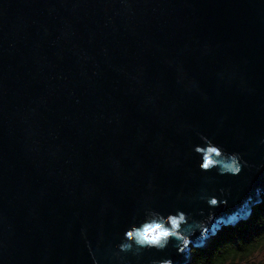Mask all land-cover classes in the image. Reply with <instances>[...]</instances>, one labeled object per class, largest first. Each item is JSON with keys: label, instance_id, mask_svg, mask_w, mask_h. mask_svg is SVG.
Listing matches in <instances>:
<instances>
[{"label": "water", "instance_id": "95a60500", "mask_svg": "<svg viewBox=\"0 0 264 264\" xmlns=\"http://www.w3.org/2000/svg\"><path fill=\"white\" fill-rule=\"evenodd\" d=\"M262 195L264 0H0V264H182Z\"/></svg>", "mask_w": 264, "mask_h": 264}, {"label": "trees", "instance_id": "16d2710c", "mask_svg": "<svg viewBox=\"0 0 264 264\" xmlns=\"http://www.w3.org/2000/svg\"><path fill=\"white\" fill-rule=\"evenodd\" d=\"M210 235V236H209ZM187 247V261L182 264H224L247 255L264 241V195L247 214Z\"/></svg>", "mask_w": 264, "mask_h": 264}, {"label": "clouds", "instance_id": "9594fccd", "mask_svg": "<svg viewBox=\"0 0 264 264\" xmlns=\"http://www.w3.org/2000/svg\"><path fill=\"white\" fill-rule=\"evenodd\" d=\"M207 153L203 155L201 167L203 169H209L210 167L216 166L220 172V174H225L227 172H231L233 174L238 173L240 171L239 166L237 165L238 155L231 154L230 156L226 154H222L217 147H209L207 148ZM211 154H214L215 158ZM222 155L225 158L230 159V163L221 164ZM168 232L164 227L160 224H148L143 227L141 230H137L135 232L129 231L127 233V237L129 239L135 238V243L140 246L144 245H156L158 243H154L162 232ZM123 247H131V245H124Z\"/></svg>", "mask_w": 264, "mask_h": 264}, {"label": "rangeland", "instance_id": "374dc122", "mask_svg": "<svg viewBox=\"0 0 264 264\" xmlns=\"http://www.w3.org/2000/svg\"><path fill=\"white\" fill-rule=\"evenodd\" d=\"M224 264H264V241L247 255L229 259Z\"/></svg>", "mask_w": 264, "mask_h": 264}, {"label": "snow or ice", "instance_id": "6c2138e0", "mask_svg": "<svg viewBox=\"0 0 264 264\" xmlns=\"http://www.w3.org/2000/svg\"><path fill=\"white\" fill-rule=\"evenodd\" d=\"M212 203L215 204V203H217V201L213 200ZM181 219H183V217H181ZM176 223H177L176 220H172L173 226H175ZM169 235H170L169 232H166V231L165 232H162L161 235L156 240H154L153 242L154 243H159L161 241V239H163L165 237H168Z\"/></svg>", "mask_w": 264, "mask_h": 264}]
</instances>
